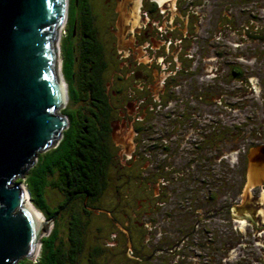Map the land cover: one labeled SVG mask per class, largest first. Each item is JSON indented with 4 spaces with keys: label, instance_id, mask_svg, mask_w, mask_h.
Here are the masks:
<instances>
[{
    "label": "flooded vegetation",
    "instance_id": "af4514ba",
    "mask_svg": "<svg viewBox=\"0 0 264 264\" xmlns=\"http://www.w3.org/2000/svg\"><path fill=\"white\" fill-rule=\"evenodd\" d=\"M63 29L67 101L97 113L80 109L74 122L82 140L97 135L102 171L91 210L80 208L94 234L74 264H103L106 228L116 264H152L215 225L232 235L221 257L264 264V182H243L250 162L264 169V0H66ZM147 185L150 212L139 213L143 202L122 192ZM127 204L133 213L120 208ZM147 229L160 243L144 251L136 242Z\"/></svg>",
    "mask_w": 264,
    "mask_h": 264
},
{
    "label": "water",
    "instance_id": "95a60500",
    "mask_svg": "<svg viewBox=\"0 0 264 264\" xmlns=\"http://www.w3.org/2000/svg\"><path fill=\"white\" fill-rule=\"evenodd\" d=\"M65 17L66 0H0V264L30 260L52 230L13 182L69 125L57 112L68 98L56 58ZM253 179L264 182V169L250 162L245 188Z\"/></svg>",
    "mask_w": 264,
    "mask_h": 264
},
{
    "label": "trees",
    "instance_id": "16d2710c",
    "mask_svg": "<svg viewBox=\"0 0 264 264\" xmlns=\"http://www.w3.org/2000/svg\"><path fill=\"white\" fill-rule=\"evenodd\" d=\"M63 73L70 78L67 66L65 68L63 66ZM71 100L77 102L74 96ZM66 109L61 110V113L69 118V125L63 131L62 139L56 147L37 156L36 162L31 165L23 179L33 206L44 215L45 219L54 221L49 235L41 239L38 260L35 263L29 260L31 264H74L86 239L82 220L90 218L89 212L84 210H91L89 202L94 201L102 186L99 185L102 174L99 157L95 158L93 153V146H97L98 137L88 136L82 140L74 122L76 113L78 114L81 108H76L75 113ZM82 111L85 117L92 116L95 119L97 116L93 110ZM94 122L88 126L89 129L95 128ZM48 189L55 190L60 195L57 203L51 204L47 201ZM86 199H88L87 204ZM80 208L84 210L80 211ZM63 212L67 213L69 219L67 229L69 245L65 247L60 245L63 239L61 240L59 236L63 233L57 224ZM25 262H27L26 258H23V263ZM87 264H93V261Z\"/></svg>",
    "mask_w": 264,
    "mask_h": 264
},
{
    "label": "rangeland",
    "instance_id": "374dc122",
    "mask_svg": "<svg viewBox=\"0 0 264 264\" xmlns=\"http://www.w3.org/2000/svg\"><path fill=\"white\" fill-rule=\"evenodd\" d=\"M63 38H65L64 29L60 28L59 33H58V38H57V49H58V51L56 53L57 54L56 58H57V68H58V72H59V77L61 76L60 75L61 56H62V61L64 59L63 55L60 53V43H61V39H63ZM62 48H63V45H62ZM62 84H63V82H62ZM73 105L71 104L70 101L65 100L57 112L61 113V110L67 108L66 110L68 112H74L75 113L76 107ZM63 131L64 130H62V134H63ZM42 153H43L42 151L39 152L37 154V156L42 154ZM35 162L36 161H34L33 163H35ZM121 162L123 164V160L119 161L120 165H121ZM229 163L224 162V169H225L224 170V180L228 183V185L230 184V181H231ZM230 164H232V162ZM30 168H31V166L26 170L25 174L22 177L16 178L14 180L13 184L18 183L17 180H21V182H19V184L23 185L27 189L26 184H25L23 179L27 175V172ZM110 173H111V175H113L112 168H111ZM122 181H123V178L119 177V180L115 181V183L120 184V183H122ZM240 184H243L242 179H240ZM152 186L147 185V186H145L146 191L140 190V192H139V190L132 188V192H134V194L136 193L133 196H130L133 193L130 192L129 190H126L125 193L122 192V194L125 196L129 195L128 200L131 199L132 203L134 200V204H139L140 202H143L144 207L142 206L143 208H139L138 210H136L139 213H141V211L142 212L143 211L150 212V205H151L150 201L152 200V197H151ZM127 187H128V185L125 186V188H127ZM225 192L226 191L224 190V197H225ZM140 198H143V199H140ZM59 199H60V195L55 190L48 189V192H47V201L48 202H50L51 204H55L59 201ZM110 199H111V195H110ZM27 200L30 201L32 208L36 209L33 207V203L30 199V194H29V199H27ZM145 202H146V204H145ZM132 206H133V204H131L130 206H129V204H127L126 206L121 205L120 208L126 209V212H128V213H133L134 207H132ZM38 212H40V211L38 210ZM143 216H145V215L143 214ZM91 217H93L95 222H97V223H100L101 221L104 222V220H102L98 216H91ZM94 220H93V223H94ZM53 223H54V221H53ZM82 223L84 226V233L83 234L85 235V237H91L94 234V230H93V226H92L91 222L89 224H86L84 221H82ZM57 224L61 227V231L63 233V234L60 233V236H59V238L62 240V239H64V236L67 235V229H68V224H69V219H68V215L66 212L61 213L60 218L57 220ZM52 228H53V225H52ZM172 228H174V226H172ZM206 228H208L209 230L213 229L211 234H203V235L197 237L196 239H194V240L192 239L189 242H187L183 254L182 253L181 254L176 253L175 255L173 254L174 256H170L169 255L170 253L168 255H166V254L165 255H156V260L153 261L152 264H160V263L161 264H233V262H231V260H227V259H230L228 256V253H224V255H222V257H221L220 252H219V243L220 242L224 243V244L226 242H229V243L231 242L232 235L230 232L229 225H222L219 227L215 225V226H209ZM147 231L148 232L144 231L143 233L145 234V236L139 238L138 241L136 242L137 246L139 244L143 245L142 247H140V250L144 249V251H146L147 249H153L154 245H158V243H160L156 240L157 234H158L157 232H159V231H157V229H153V230L147 229ZM95 234H97V233H95ZM111 234L115 235L116 232H113ZM109 235H110L109 229L106 228V229H104V231L101 232V238L99 239V243L101 245L105 244V241H108V244L106 243V247L108 249L105 250V255H104L107 257L102 256V259H101L102 261L100 262V263L103 262V264H113V262H115V258L112 256V254H113L112 251H114L115 249L110 247V245L113 244V242L111 240L113 238L109 239ZM142 239H144V241H142ZM128 248H130V245ZM38 253L36 252V254L30 259L31 263H35L38 260V257L40 254V253L39 254ZM215 254H218V255H215ZM243 255L240 256V258L242 260L241 261L242 264H244V262H246V261H251L248 264H253L252 261H253V258L255 256L247 258L246 254L244 255L245 257H243ZM259 255H260V253H258V255H256V256H259ZM262 255L264 256V253ZM20 260H22V259H20ZM115 264H116V262H115Z\"/></svg>",
    "mask_w": 264,
    "mask_h": 264
},
{
    "label": "bare ground",
    "instance_id": "6f19581e",
    "mask_svg": "<svg viewBox=\"0 0 264 264\" xmlns=\"http://www.w3.org/2000/svg\"><path fill=\"white\" fill-rule=\"evenodd\" d=\"M60 82H61V80H60ZM260 163V162H259ZM262 164V163H261ZM22 188L24 189V194H25V197H26V199H29V195H28V193H27V191H26V189H25V187L22 185ZM29 202V204L31 205V203H30V201H28ZM31 207H32V205H31ZM34 207V206H33ZM38 215H39V217L41 218V215H42V213L41 212H38V210H36V209H33ZM42 217H43V215H42ZM42 219V218H41ZM37 252V251H36Z\"/></svg>",
    "mask_w": 264,
    "mask_h": 264
}]
</instances>
